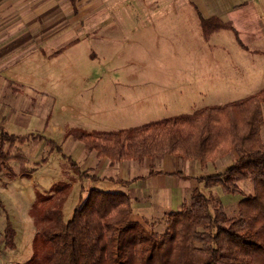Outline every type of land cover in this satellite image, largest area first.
Here are the masks:
<instances>
[{"label":"trees","instance_id":"1","mask_svg":"<svg viewBox=\"0 0 264 264\" xmlns=\"http://www.w3.org/2000/svg\"><path fill=\"white\" fill-rule=\"evenodd\" d=\"M199 18L205 40L215 31L235 29L232 21L217 15L205 17L199 12ZM263 105L261 88L238 100L139 126L71 129L69 135L96 150L98 156H108L112 163L156 161L169 154L207 163L234 150L238 156L223 171L201 175L198 180L206 188L221 185L226 192L238 193L243 192L240 183L250 179L253 193L245 195L238 202V212L230 215L220 199L196 187L179 210L166 213L164 229L156 230L153 223L148 226L133 219V200L127 193L96 187L66 220L63 203L71 184L60 181L53 186L55 196H38L35 208L42 224L34 239L35 252L30 260L18 264H264ZM39 137L10 133L0 124V165L11 170V160L19 157L20 174L30 178L35 169L28 168L22 152L13 154L12 150ZM80 172L97 178L87 170ZM11 176H15L12 171ZM3 237L4 248H17L16 229L9 219Z\"/></svg>","mask_w":264,"mask_h":264},{"label":"crops","instance_id":"2","mask_svg":"<svg viewBox=\"0 0 264 264\" xmlns=\"http://www.w3.org/2000/svg\"><path fill=\"white\" fill-rule=\"evenodd\" d=\"M178 1L175 8L186 6L187 2H194L199 4L205 16L217 15L224 20L232 21L236 36L240 37L247 47L249 45L242 39L243 33L255 36L257 38H254L255 41H264V29L260 28L264 26V22H259L250 13L239 17V21L228 17L230 10L249 5V0L225 3L222 0H218V3L214 1L213 3L218 6L214 8V13L209 0ZM25 3L26 0H0V124L10 133H35L41 135V138L13 146V150L18 149L17 152H22L26 156L28 168L35 169L33 175L30 178L22 176L20 174L23 167L21 159L13 158L10 163L11 170L0 165V188H8L11 184H15L16 191L20 192L23 189L21 185L25 188L35 187L36 193L40 191V194L48 196L52 194L50 191L56 183L67 181L71 184L68 194L77 192L79 202L87 196L91 188L95 187L107 191L115 190L112 192H124L133 200V218L149 226L152 219L165 217L166 213L179 210L183 201L190 197L192 190L201 186L198 180L201 174L197 171L185 172L184 168H180L181 162L184 165L180 157L173 154L166 155L160 160L161 166L158 167L149 158L142 161L123 159L112 163L108 156L100 157L96 150L88 149L83 141L77 140L79 143H76V139L68 134L69 131L74 128L85 130L129 128L178 114L192 113L198 109L192 108L190 112L182 110L187 107L200 108L211 104H225L248 96L264 88V50L251 48L259 51L250 53V57L245 55V59L241 58L242 53H213V69L161 66L127 68L126 72H119V69H116L114 74L128 73L130 77L127 80L123 76L119 81L114 78L113 82L102 80L110 68H101V81L82 83V86L77 88L75 96L79 99V104L69 98L65 112L68 117L81 116L82 123L96 124L73 126L67 130L64 126H60L62 138L58 142L46 134L47 131L57 128L56 124L62 125L61 121L56 123L53 119L57 105L56 96H53L51 103L47 100L49 92L34 82L38 72L21 65V62L27 58V53H18L19 45L13 49L7 45L6 34L9 26L25 24ZM72 3L75 8V2L72 1ZM156 3L143 7L138 0L132 2L135 9L143 8L147 11L154 10ZM162 9L166 10L167 7ZM210 11L212 14H209ZM11 13H13L12 16H10ZM154 16L157 15L153 14ZM11 17L16 22L11 21ZM144 18L143 20L147 19ZM133 22L136 25V21ZM226 30L233 29L215 31L212 36L224 34ZM21 46H24V43ZM12 51L14 52L11 53ZM63 54L50 53V61ZM235 61L236 66H234ZM89 73L90 71L87 74ZM81 74L83 75L82 72ZM202 74H209L205 84L201 82ZM153 75L156 77L153 78ZM138 79L142 80L138 81ZM70 86L72 85L66 87L68 91L73 90ZM205 100L208 101L204 104ZM112 125H116L115 128ZM32 126L40 127L41 131L30 130ZM261 133L264 140V125ZM30 141L33 142L30 143ZM26 145L27 152L23 151ZM67 147L71 152H67ZM43 151L46 155L39 159L32 158L35 155H42ZM237 156L238 153L235 157ZM60 157L71 160L73 169L63 167L64 160L61 161ZM13 160L19 161L18 169L12 164ZM184 160L190 161L188 165H194V160ZM75 162L80 171L87 170L89 175L97 176V178L83 176L77 170V166L73 165ZM210 163L211 161L201 162L206 166ZM11 171L15 173V176H11ZM120 180L127 184L119 182ZM67 199L63 203V208Z\"/></svg>","mask_w":264,"mask_h":264},{"label":"rangeland","instance_id":"3","mask_svg":"<svg viewBox=\"0 0 264 264\" xmlns=\"http://www.w3.org/2000/svg\"><path fill=\"white\" fill-rule=\"evenodd\" d=\"M72 1L75 2V8H73ZM138 1L143 7L157 2L156 8L148 11L142 7V9H135L132 4L133 0H26L25 24L24 26L22 24L9 26L6 34L7 45L10 49L19 45L18 53H27V58L21 62V65L38 72L34 82L49 92L47 100L50 103L54 95L57 98L53 119L56 123L61 121L62 125L56 124L57 128L47 131V136L60 142L62 138L59 131L60 126H64L67 130L73 126L96 124L82 123L80 122L81 116L68 117L65 112L69 98L79 104V99L75 96L77 88H80L82 83L101 81V68H110L102 80L113 82L114 78L119 81L123 76L127 80L130 77L128 73L114 74L116 69H119V72H126L127 68L142 66L213 69V53H242L241 58L245 59V55L250 57V53L259 51L251 48L264 50V41H255V36L245 35V33L242 39L249 46L248 48L243 47L234 30H226L224 34H216L211 39L205 40L200 26L199 12L204 16L206 14L197 3L187 2L188 5L175 8L178 0ZM214 1L218 3V0H209L213 13L214 8L218 7L213 3ZM227 1L236 2L237 0H222L224 3ZM248 2L249 5L230 10L228 17L239 21V17L250 13L252 17L263 23L264 0H249ZM164 7L167 9H162ZM153 14L157 16L153 17ZM209 14L212 12L210 11ZM12 15L13 13L10 16ZM11 21L16 22L12 17ZM133 21H136V25ZM260 28L264 29V26ZM22 42L24 46H21ZM50 53L64 54L50 61ZM236 65L235 61L234 66ZM89 71L90 73L87 74ZM155 77L156 75H153V78ZM201 77V82L205 84L209 79V74H202ZM141 80L138 79V81ZM68 85H72L70 88L73 90L68 91L66 89ZM207 101L205 100L204 104ZM192 108L199 107H187L182 110L190 112ZM114 126L116 125H112L113 128ZM39 128L32 126L30 130L41 131ZM27 145L23 151L27 152ZM17 151L18 149H14L12 152L17 153ZM67 152H71L68 151V147ZM236 153L232 151L219 160L211 161L208 166L201 164L199 160H194L193 166L188 165L190 161L181 158L184 165L181 162L180 168H184L185 172L197 171L201 175L214 174L230 165L236 159ZM43 155H46L45 151L42 155H35L32 158L39 159ZM61 159V161L64 160L63 167L73 169L71 160ZM154 162L156 167L161 166L160 160ZM12 164L18 169V160H13ZM138 170L140 171L141 168ZM240 185L243 192L238 193L226 192L221 185L206 188L203 183L200 189L220 199L227 212L233 215L238 212V202L245 195L253 193V183L250 179L242 181ZM20 187L23 188L20 192L16 191L15 184H11L8 188H0V237L3 236L5 224L9 219L16 229L15 239L18 245L15 250L3 247L0 264L27 262L35 252L34 239L42 224L40 211L38 216L35 208L40 191L36 193L35 187L25 188L22 185ZM51 190L52 194H48V197L55 196L53 189ZM67 198L63 208L66 220L71 218L79 202L77 192L68 194ZM152 223V227L156 230H163L166 225L165 217L152 219ZM41 250L43 249L39 248V251ZM41 252L43 254V251Z\"/></svg>","mask_w":264,"mask_h":264},{"label":"built area","instance_id":"4","mask_svg":"<svg viewBox=\"0 0 264 264\" xmlns=\"http://www.w3.org/2000/svg\"><path fill=\"white\" fill-rule=\"evenodd\" d=\"M4 237L2 236V237H0V255H1V253H2V249H3V247H4Z\"/></svg>","mask_w":264,"mask_h":264}]
</instances>
